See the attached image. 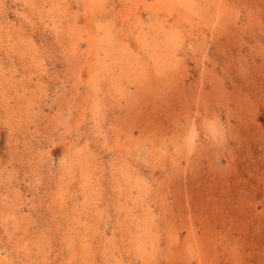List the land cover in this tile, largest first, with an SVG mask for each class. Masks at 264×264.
I'll return each mask as SVG.
<instances>
[{
    "label": "rangeland",
    "instance_id": "obj_1",
    "mask_svg": "<svg viewBox=\"0 0 264 264\" xmlns=\"http://www.w3.org/2000/svg\"><path fill=\"white\" fill-rule=\"evenodd\" d=\"M0 264H264V0H0Z\"/></svg>",
    "mask_w": 264,
    "mask_h": 264
}]
</instances>
